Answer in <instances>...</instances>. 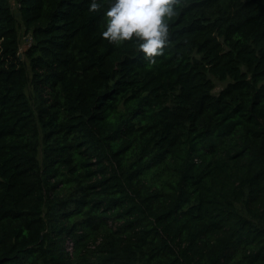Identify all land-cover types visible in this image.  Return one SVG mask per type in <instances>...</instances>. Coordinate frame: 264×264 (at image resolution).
I'll use <instances>...</instances> for the list:
<instances>
[{
    "label": "trees",
    "instance_id": "16d2710c",
    "mask_svg": "<svg viewBox=\"0 0 264 264\" xmlns=\"http://www.w3.org/2000/svg\"><path fill=\"white\" fill-rule=\"evenodd\" d=\"M91 2L0 0V264H264V0H181L154 63Z\"/></svg>",
    "mask_w": 264,
    "mask_h": 264
},
{
    "label": "clouds",
    "instance_id": "9594fccd",
    "mask_svg": "<svg viewBox=\"0 0 264 264\" xmlns=\"http://www.w3.org/2000/svg\"><path fill=\"white\" fill-rule=\"evenodd\" d=\"M181 0H109L104 10L101 35L109 43L134 42L149 62L162 55L169 44V21L176 15ZM101 8L92 0L89 11Z\"/></svg>",
    "mask_w": 264,
    "mask_h": 264
},
{
    "label": "rangeland",
    "instance_id": "374dc122",
    "mask_svg": "<svg viewBox=\"0 0 264 264\" xmlns=\"http://www.w3.org/2000/svg\"><path fill=\"white\" fill-rule=\"evenodd\" d=\"M12 5H13V8H15V5L14 4H12ZM19 37H20L19 51L23 52L24 48H25V46L27 44V41H26L25 36H23V30H22V27L20 26V24H19ZM213 81H214V83L216 85V89H215L214 92L219 91L225 85V83H221V82H219V81H217L215 79Z\"/></svg>",
    "mask_w": 264,
    "mask_h": 264
},
{
    "label": "built area",
    "instance_id": "2783aa9c",
    "mask_svg": "<svg viewBox=\"0 0 264 264\" xmlns=\"http://www.w3.org/2000/svg\"><path fill=\"white\" fill-rule=\"evenodd\" d=\"M26 41L29 43L31 40L27 38Z\"/></svg>",
    "mask_w": 264,
    "mask_h": 264
}]
</instances>
